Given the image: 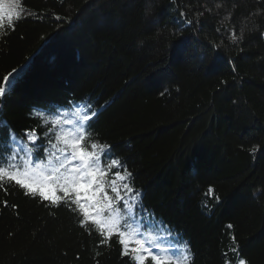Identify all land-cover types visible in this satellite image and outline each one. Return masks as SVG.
Wrapping results in <instances>:
<instances>
[{
	"label": "trees",
	"instance_id": "obj_1",
	"mask_svg": "<svg viewBox=\"0 0 264 264\" xmlns=\"http://www.w3.org/2000/svg\"><path fill=\"white\" fill-rule=\"evenodd\" d=\"M21 8L15 29L0 31V81L18 73L0 98V137L8 128L42 135L35 110L88 102L98 112L94 137L116 146L143 193L148 229L163 221L188 243L192 264H264V0ZM184 38L177 62L172 46ZM0 264L132 261L116 238L101 245L67 208L12 186L0 189Z\"/></svg>",
	"mask_w": 264,
	"mask_h": 264
},
{
	"label": "snow or ice",
	"instance_id": "obj_2",
	"mask_svg": "<svg viewBox=\"0 0 264 264\" xmlns=\"http://www.w3.org/2000/svg\"><path fill=\"white\" fill-rule=\"evenodd\" d=\"M22 16L21 0H0V31L14 30ZM232 39L238 37L233 35ZM186 45L184 38L172 46L177 62L186 59ZM214 68L215 63L209 70ZM17 78V69L3 77L0 98L14 88ZM32 115L42 120V135L35 128L25 129V140L8 128L6 137H0V189L7 192L15 186L50 208H67L81 228L100 237L101 245H110L116 238L121 255L128 256L132 264H192L188 243L181 244L182 238L163 221L159 227L147 228L143 193L135 187L133 173L114 154L115 145L94 137L98 112L93 105L72 100L66 105L37 109ZM0 127H7V122H0ZM3 203L7 205V201ZM137 217L139 230L135 227ZM237 264L248 261L241 258Z\"/></svg>",
	"mask_w": 264,
	"mask_h": 264
}]
</instances>
